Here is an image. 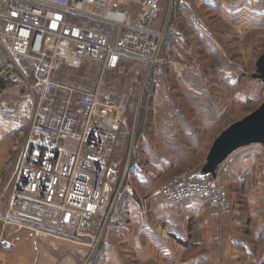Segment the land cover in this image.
<instances>
[{"label": "built area", "instance_id": "1", "mask_svg": "<svg viewBox=\"0 0 264 264\" xmlns=\"http://www.w3.org/2000/svg\"><path fill=\"white\" fill-rule=\"evenodd\" d=\"M122 1L0 0V79L6 83L0 88V118L20 138L8 170L20 218L44 222L42 214L22 209L27 203L41 213L54 211L62 227L80 226L107 203L125 101L99 89L81 90L62 76L67 66L86 60L115 66L124 53L158 62L161 34L132 23ZM218 180L177 174L153 198L163 195L176 206L197 195L229 215L232 205ZM121 181L116 199L131 191Z\"/></svg>", "mask_w": 264, "mask_h": 264}, {"label": "crops", "instance_id": "2", "mask_svg": "<svg viewBox=\"0 0 264 264\" xmlns=\"http://www.w3.org/2000/svg\"><path fill=\"white\" fill-rule=\"evenodd\" d=\"M163 1L123 0L121 4L129 12L132 23L141 24L154 33L165 31L163 51L158 58L162 68L172 57L171 51L176 48L175 34H178L173 22L164 28ZM185 1L181 12L189 17L211 55L227 52L220 37L230 35L232 29L247 35L246 40H249V34L264 32V0H196V20L190 15V1ZM207 14L212 17L215 28L211 27ZM232 66L226 65L227 68L222 70L228 85L236 74ZM5 85L0 79V88ZM159 92L150 94L155 102L151 111L155 116L159 114L152 121L154 135L142 136L139 143L141 159L140 155L133 154L132 160L127 162L133 184L129 185V199L116 207L112 232L96 244L94 236L101 227V221L95 222L97 216L80 228L62 227L54 211L48 209L41 213L29 209L27 203L22 209L42 214L44 222L36 223L17 215L12 205L13 182L8 170L20 138L13 124L0 118V264H82L91 253L89 264H264L263 143L238 148L217 168L222 182L230 189L235 186L241 190L247 215L242 214V207L236 204L237 212L222 221L219 214L198 196L186 199L174 210L164 201L141 202L146 197L143 194L150 195L170 184L174 170L190 159V152L185 151L183 145L187 142L198 149L203 140L194 134L188 117L181 115L186 114L184 111L173 109L164 101L165 105L157 104L159 98H164L163 90ZM187 94L191 96V93ZM200 108L196 104L200 119L207 121V117L221 116L218 110L212 111L211 115V111ZM174 115L182 118L181 122H174ZM158 119L162 122L156 123ZM202 125L205 127L207 122ZM221 133L213 139L201 167L208 161ZM257 167L261 169L257 170ZM120 169L118 165L112 168L108 180L119 182ZM223 223L225 226L221 228ZM222 229V239L216 241L215 237ZM8 245L15 248L9 250Z\"/></svg>", "mask_w": 264, "mask_h": 264}, {"label": "rangeland", "instance_id": "3", "mask_svg": "<svg viewBox=\"0 0 264 264\" xmlns=\"http://www.w3.org/2000/svg\"><path fill=\"white\" fill-rule=\"evenodd\" d=\"M189 1L190 15L192 19L196 20L197 1ZM163 4L162 21L165 25L164 28H168L173 22L178 31L174 40L176 48L174 47L171 51L172 57L168 59L167 65L163 68L159 62L150 64V59L145 56L126 53L120 56L115 66L105 65L102 60H86L77 66H67L62 76L63 82L73 84L81 90L93 91L99 89L100 92L109 95L112 100L125 101V122L121 129L118 146L110 162L111 170L117 165L121 168L122 177L119 182L107 180V203L102 207V210L98 213L99 215H96L97 220L95 222L98 221L99 223L101 221V227L98 231L96 230L94 244L100 242L103 237L105 238L112 232L116 207L129 199V192H127L125 199H116V191L123 177V186L133 185L129 174L130 164L128 166L127 162L132 160L133 154L140 155L141 159V155H143L139 150L141 137H152L154 135L152 121L155 119V115L151 111V107L155 102H153L150 94L157 91L161 93L162 90L164 98H159L157 104L165 105L167 103L173 109L184 111L186 114L181 115H185V118L188 117L192 129H195L194 134L203 139L198 149H194L187 142L183 145L185 151L190 152L191 157L174 170L170 184L174 182L175 175L182 173H196V178L199 179L218 178V182L220 181L226 189V197L231 202L232 210L229 215H221L217 209L209 206L219 214L222 221H227L230 216L237 212L238 209L235 210L236 204L242 207L241 213L247 215V204L241 190L236 189L235 186L230 189L227 184L220 180L221 173L217 168L222 163L216 167L215 174L207 169L210 160L202 167L201 165L213 139L233 123L242 120L258 109L264 102V81L260 77L258 67L259 59L264 54V32L259 31L249 34V40H246L247 35H243L238 29H232L231 36L222 35L220 37L221 41L225 42H222L224 46H227V52L220 55L212 53L211 55L206 44L195 31L189 17L181 12L183 4L178 0H164ZM206 17L211 27L215 28L210 14H207ZM164 33V30L158 33L162 37L157 59H160V53L163 51ZM226 65L236 66H232L236 74L231 73L235 78L229 85L225 79L224 71H222L227 68ZM187 93H191V96L188 97ZM163 101L165 104H163ZM195 102L200 105V109L211 111V115L212 111H220L221 116L218 118L216 115L210 116V118L207 117V121L200 119L196 113ZM156 116L159 117V114ZM173 119L176 123L182 120L176 115L173 116ZM157 122L161 123L162 121L158 119ZM203 122H207L205 127L202 125ZM137 143L138 146H136ZM184 155H187V153ZM259 169L261 168L257 167V170ZM166 186L158 190L161 191ZM156 191L154 190L150 195L143 194V197H146L141 202L144 204L145 201L151 199L154 202L164 201L167 207L172 210L177 209L183 203L169 206L163 195L159 194V199L153 198V193ZM106 218L108 221L105 225ZM221 226L223 228L225 224L223 223ZM222 231L223 229L215 237L216 241L222 239ZM92 254L82 264H89Z\"/></svg>", "mask_w": 264, "mask_h": 264}, {"label": "water", "instance_id": "4", "mask_svg": "<svg viewBox=\"0 0 264 264\" xmlns=\"http://www.w3.org/2000/svg\"><path fill=\"white\" fill-rule=\"evenodd\" d=\"M258 67L264 81V54L259 59ZM257 142L264 144V102L258 109L221 133L209 156L207 169L215 174L216 167L235 150Z\"/></svg>", "mask_w": 264, "mask_h": 264}, {"label": "snow or ice", "instance_id": "5", "mask_svg": "<svg viewBox=\"0 0 264 264\" xmlns=\"http://www.w3.org/2000/svg\"><path fill=\"white\" fill-rule=\"evenodd\" d=\"M53 27H55V25H53Z\"/></svg>", "mask_w": 264, "mask_h": 264}]
</instances>
